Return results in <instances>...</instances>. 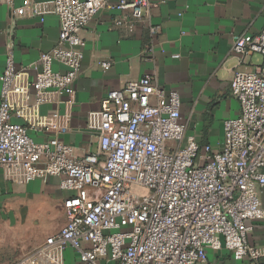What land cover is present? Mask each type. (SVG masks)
I'll list each match as a JSON object with an SVG mask.
<instances>
[{"label":"built area","instance_id":"2783aa9c","mask_svg":"<svg viewBox=\"0 0 264 264\" xmlns=\"http://www.w3.org/2000/svg\"><path fill=\"white\" fill-rule=\"evenodd\" d=\"M111 1L27 0L15 8L17 16L57 17L60 34L29 68L18 69L14 50L7 53L0 75V168L27 181L58 178L69 194L65 226L18 264H43L45 256L67 249L80 264H208L209 249L262 264L264 247L251 246L249 223L264 220V65L235 71L230 88L240 114L223 122V140L215 146L188 135L180 94L148 75L110 91L90 114L87 128L100 140L96 152L78 157L64 142L86 47L81 32L102 10L128 11L138 22L168 0ZM14 4L0 0V8ZM161 30L153 26L150 34ZM232 42L241 59L264 57V29L234 34ZM98 66L108 72L112 63ZM50 106L56 108L44 113Z\"/></svg>","mask_w":264,"mask_h":264},{"label":"crops","instance_id":"0c3cea01","mask_svg":"<svg viewBox=\"0 0 264 264\" xmlns=\"http://www.w3.org/2000/svg\"><path fill=\"white\" fill-rule=\"evenodd\" d=\"M26 1L15 0L13 7L0 8V75L9 50L15 52L17 68L24 69L58 44L57 17L15 14V8ZM118 2L112 0L111 5ZM123 18L124 24L116 27L115 21ZM153 26H161L160 34L151 36ZM263 29L264 0H168L138 22L128 11L102 10L81 32L86 47L64 142L78 157L96 152L100 140L87 128L90 114L100 111L101 101L110 91L148 75L162 88L180 94L188 135L203 145H217L223 140V122L240 114V104L230 88L235 71L264 65L260 54L239 58L232 51V36L257 35ZM148 48L154 49L152 55L145 54ZM101 61L111 62L112 68L105 72L98 66ZM55 108L45 107L43 112ZM59 109L64 112L63 106ZM68 196L60 189L58 178L27 181L0 168V264H18L58 233L66 224L64 202ZM260 197L264 205V190ZM249 225L251 246L264 247V220ZM208 255V264H249L236 261L226 249H209ZM54 256L55 264H80L72 249L45 256L43 264H52Z\"/></svg>","mask_w":264,"mask_h":264}]
</instances>
